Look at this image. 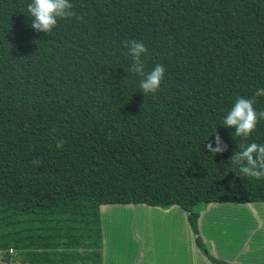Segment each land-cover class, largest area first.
<instances>
[{"label":"trees","instance_id":"trees-1","mask_svg":"<svg viewBox=\"0 0 264 264\" xmlns=\"http://www.w3.org/2000/svg\"><path fill=\"white\" fill-rule=\"evenodd\" d=\"M70 2L82 19L47 35L29 27L30 0H0V202L55 197L14 259L102 264L100 206L146 204L179 206L207 258L230 264L206 252L193 208L264 201V178L240 176L229 158L241 138L222 125L238 96L264 88V0ZM132 39L146 73L165 67L155 93L130 70ZM214 130L223 154L206 148ZM247 142L264 144V120Z\"/></svg>","mask_w":264,"mask_h":264},{"label":"crops","instance_id":"crops-1","mask_svg":"<svg viewBox=\"0 0 264 264\" xmlns=\"http://www.w3.org/2000/svg\"><path fill=\"white\" fill-rule=\"evenodd\" d=\"M193 209L207 253L230 264H264V201ZM187 215L177 205H101L102 264H216L196 244Z\"/></svg>","mask_w":264,"mask_h":264},{"label":"clouds","instance_id":"clouds-1","mask_svg":"<svg viewBox=\"0 0 264 264\" xmlns=\"http://www.w3.org/2000/svg\"><path fill=\"white\" fill-rule=\"evenodd\" d=\"M73 8L74 5L70 0H30L27 5V15L32 18L29 27L36 32L48 35L57 26L59 20L72 17H76L77 20L82 19L77 16ZM123 44L132 59L130 70L141 77L139 88L142 93L158 91L164 79L165 67L158 63L150 72L146 73L145 63L142 59V56L148 51L145 44L136 39L126 40ZM260 96H264V88H258L251 98L238 96L222 122L223 126L234 129L235 135L241 138V150L234 151V154L229 158L234 167L238 168L241 177L264 178V144L247 142L256 130L259 121L264 120V110L258 111L255 107L256 98ZM56 132L54 127L50 130V134L53 136ZM213 134L215 135V146H213L212 140H208L206 148L214 155L223 154L228 150V145L218 132L214 130L211 135ZM64 143L63 139H58L57 149L62 148ZM31 163L33 166H38L40 161L37 158Z\"/></svg>","mask_w":264,"mask_h":264},{"label":"rangeland","instance_id":"rangeland-1","mask_svg":"<svg viewBox=\"0 0 264 264\" xmlns=\"http://www.w3.org/2000/svg\"><path fill=\"white\" fill-rule=\"evenodd\" d=\"M54 201L55 197L19 195L0 202V264H20L14 259L15 252L34 248L31 220L44 215ZM124 230L121 223V234Z\"/></svg>","mask_w":264,"mask_h":264}]
</instances>
